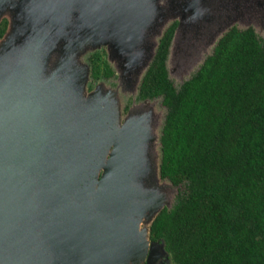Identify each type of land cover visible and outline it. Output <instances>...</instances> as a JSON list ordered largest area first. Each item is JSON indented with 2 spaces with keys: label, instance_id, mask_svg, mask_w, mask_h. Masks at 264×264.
I'll return each instance as SVG.
<instances>
[{
  "label": "water",
  "instance_id": "water-1",
  "mask_svg": "<svg viewBox=\"0 0 264 264\" xmlns=\"http://www.w3.org/2000/svg\"><path fill=\"white\" fill-rule=\"evenodd\" d=\"M258 3L0 0V23L9 20L0 38V264L168 260L165 241L150 238L172 206L161 184V134L153 109L125 114V97L139 94L175 21L169 57L200 36L215 47L243 6ZM104 48L118 86L89 90L83 58Z\"/></svg>",
  "mask_w": 264,
  "mask_h": 264
},
{
  "label": "trees",
  "instance_id": "trees-1",
  "mask_svg": "<svg viewBox=\"0 0 264 264\" xmlns=\"http://www.w3.org/2000/svg\"><path fill=\"white\" fill-rule=\"evenodd\" d=\"M179 22L161 38L138 94L162 98L161 175L179 186L150 227L172 264H264V39L233 26L176 85L168 59ZM9 20L0 23V38ZM94 80L115 70L97 51Z\"/></svg>",
  "mask_w": 264,
  "mask_h": 264
},
{
  "label": "rangeland",
  "instance_id": "rangeland-1",
  "mask_svg": "<svg viewBox=\"0 0 264 264\" xmlns=\"http://www.w3.org/2000/svg\"><path fill=\"white\" fill-rule=\"evenodd\" d=\"M245 6L246 7L243 6L240 14L236 17L235 25L240 28H247L249 26H252L255 28L260 37L264 39V0H261V3H258L257 5L254 4V6L252 7H249L248 5ZM201 37L202 36H200V39ZM200 39L191 40L194 44H197V47L195 48L191 47V49L187 50L186 52L182 51V49H175L171 52V55L168 60V68L170 76L174 80L176 85H180L185 79L189 78L191 74L197 70V68L203 62L204 58H206V56L213 51L214 44L209 45V43L207 44L206 39ZM184 41L186 40H183V42ZM99 51H104V57L108 59V53L105 48ZM90 55L85 56L83 58V61L89 62L91 65V61L89 59ZM99 82H103L107 87L116 88L119 83L118 74L115 71V75L111 78H101L98 80H94L93 78L89 85V90L94 89L97 83ZM136 97L137 95L131 93L125 97L126 103H128L130 99H135L134 102L131 103L130 108L132 106H135V104L139 105L136 102ZM140 104L145 109H153L155 113L153 120L154 130L159 136L161 134L166 116V107L162 104V98L151 99L148 102L144 101ZM127 112L128 111L125 108V114ZM158 147L156 148L157 151L161 150V147ZM161 184L165 188H167L166 194L168 196V200L172 201L173 204L179 188L172 185L170 181L166 179H161ZM162 264H172V259L170 258V255L168 257V260H165Z\"/></svg>",
  "mask_w": 264,
  "mask_h": 264
},
{
  "label": "flooded vegetation",
  "instance_id": "flooded-vegetation-1",
  "mask_svg": "<svg viewBox=\"0 0 264 264\" xmlns=\"http://www.w3.org/2000/svg\"><path fill=\"white\" fill-rule=\"evenodd\" d=\"M134 100H135V99H133V100L130 99V101H128V103H126L125 108H126L127 111L130 109V105H131V103L134 102ZM145 100H146V99H139V98H138V95H137V97H136V102H137L138 104L144 102ZM129 103H130V104H129ZM135 105H137V104H135Z\"/></svg>",
  "mask_w": 264,
  "mask_h": 264
}]
</instances>
